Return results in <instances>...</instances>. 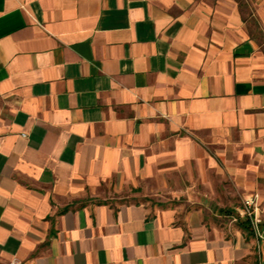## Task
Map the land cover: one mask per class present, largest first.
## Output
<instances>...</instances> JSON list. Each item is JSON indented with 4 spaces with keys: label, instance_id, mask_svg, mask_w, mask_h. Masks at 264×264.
I'll use <instances>...</instances> for the list:
<instances>
[{
    "label": "crops",
    "instance_id": "obj_1",
    "mask_svg": "<svg viewBox=\"0 0 264 264\" xmlns=\"http://www.w3.org/2000/svg\"><path fill=\"white\" fill-rule=\"evenodd\" d=\"M259 179L264 0H0V264H264Z\"/></svg>",
    "mask_w": 264,
    "mask_h": 264
},
{
    "label": "rangeland",
    "instance_id": "obj_2",
    "mask_svg": "<svg viewBox=\"0 0 264 264\" xmlns=\"http://www.w3.org/2000/svg\"><path fill=\"white\" fill-rule=\"evenodd\" d=\"M260 183L264 184V179L258 180ZM264 187V186H262ZM260 196V192L258 190H253ZM210 215L211 218L216 221L218 224L225 225L226 227H230L236 225L240 222V219L237 218L236 208L241 205L242 199L244 195L242 191L235 186V184L230 180H219L216 181L210 187ZM152 192H149L143 187H130L120 192H107L104 195V198L109 201H128V200H141V201H151L155 203L156 201L152 197ZM166 196H161L159 199L163 200ZM98 199V198H97ZM260 208L264 209V202L260 204ZM229 211V214H227ZM209 215V216H210Z\"/></svg>",
    "mask_w": 264,
    "mask_h": 264
},
{
    "label": "built area",
    "instance_id": "obj_3",
    "mask_svg": "<svg viewBox=\"0 0 264 264\" xmlns=\"http://www.w3.org/2000/svg\"><path fill=\"white\" fill-rule=\"evenodd\" d=\"M237 218L247 220L253 234L259 239L264 238V229H262L264 226V209L260 208L257 193L251 192L242 199L241 205L237 209Z\"/></svg>",
    "mask_w": 264,
    "mask_h": 264
},
{
    "label": "trees",
    "instance_id": "obj_4",
    "mask_svg": "<svg viewBox=\"0 0 264 264\" xmlns=\"http://www.w3.org/2000/svg\"><path fill=\"white\" fill-rule=\"evenodd\" d=\"M238 224H239L242 228H244V229H250L247 220H240V222H239Z\"/></svg>",
    "mask_w": 264,
    "mask_h": 264
}]
</instances>
